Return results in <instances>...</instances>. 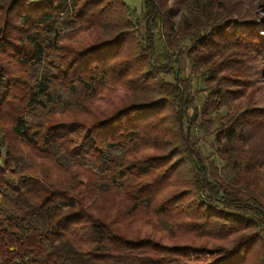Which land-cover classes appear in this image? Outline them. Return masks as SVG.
Returning a JSON list of instances; mask_svg holds the SVG:
<instances>
[{
    "label": "trees",
    "instance_id": "trees-1",
    "mask_svg": "<svg viewBox=\"0 0 264 264\" xmlns=\"http://www.w3.org/2000/svg\"><path fill=\"white\" fill-rule=\"evenodd\" d=\"M140 1L0 0V264H264V108L219 118L252 86L220 73L264 60V22Z\"/></svg>",
    "mask_w": 264,
    "mask_h": 264
},
{
    "label": "rangeland",
    "instance_id": "rangeland-1",
    "mask_svg": "<svg viewBox=\"0 0 264 264\" xmlns=\"http://www.w3.org/2000/svg\"><path fill=\"white\" fill-rule=\"evenodd\" d=\"M127 2L130 3L131 6L140 9L142 4L140 0H126ZM209 3L208 5L211 6L210 8L212 10V13L217 15V18L221 19H230V20H236V21H256V22H264V0H202L201 3ZM190 3V2H189ZM174 4V0H168V6L172 7ZM193 4V3H192ZM190 3V6L192 5ZM196 4H193L191 6L192 13L193 11L196 10ZM177 12L179 13L178 15V20L181 18V13L182 10L175 8ZM188 15V14H187ZM193 18V16L189 15V20ZM141 32H145L144 30V22H141ZM239 26L236 24V27L233 29V33H242V29H237ZM61 33H68L70 30H72L69 27H60ZM264 35V34H263ZM94 37V33L88 31V32H83L80 35H78L75 38V42L85 44L89 43V41L92 40ZM179 47L176 48L174 51H169V55L172 57H180V53L184 52L187 48L190 47L191 45V37H184L181 39L179 43ZM241 60L243 61L242 69L238 75L237 70H223L220 73V76H237L238 78H241V81H246L247 86L245 92V96L240 99L236 100H230L227 102L226 106H222L220 108V115L219 118L227 113H230L234 110V107L237 105H241V103L244 101L245 98H252V100L260 106L261 108H264V60H257V61H252L251 58L244 59L240 57ZM217 61H221L222 59L216 57ZM180 63H176L174 60L169 63V67L177 68V64L183 65L185 68H183V74L184 77L186 76L188 79L190 78L192 82L193 91H196V89L199 86V81H198V75L195 74V72L192 70L191 63L187 60L186 57H181ZM167 63V60H166ZM172 68V69H173ZM182 85V84H181ZM120 90V88L118 89ZM121 91V90H120ZM119 91V92H120ZM194 93V92H193ZM198 107L200 108V104L197 103ZM202 120L199 117L197 120V123L195 124V131L197 135V140L199 141L201 147H202V152L205 157L209 156L211 152L215 151L216 149V144L214 141L213 135H207V131L203 130L200 131L198 126L201 124ZM256 150L259 154V157L261 159H264V136L262 138L257 137L256 139ZM215 163L218 167L220 175L225 178L227 181H230V179L234 176V171L229 169L226 170L224 169V163L219 160L215 159ZM264 186V183H263Z\"/></svg>",
    "mask_w": 264,
    "mask_h": 264
}]
</instances>
